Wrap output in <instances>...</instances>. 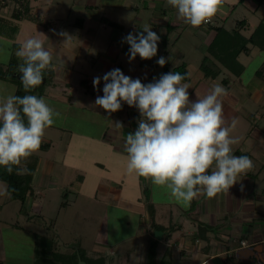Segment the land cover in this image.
I'll list each match as a JSON object with an SVG mask.
<instances>
[{
	"label": "crops",
	"instance_id": "obj_1",
	"mask_svg": "<svg viewBox=\"0 0 264 264\" xmlns=\"http://www.w3.org/2000/svg\"><path fill=\"white\" fill-rule=\"evenodd\" d=\"M7 1L0 0V56L5 58L0 57V64H5L12 54L16 55L27 39L38 38L51 52L53 65L47 72L48 79L41 97L48 84L52 86L53 100L62 107L65 105V110L67 107H70V111L81 108L82 112L96 111L104 115L100 122L91 120L93 126L86 131L61 123L45 130L43 142L49 143V147L33 154L37 162L32 174V189L25 199V211L36 210L39 217L48 218L52 231H29L33 251L38 236H48L62 252L79 246L87 256H102L105 264H128L129 256L134 255L133 250L138 248L139 252L133 258L141 260L140 264H146L149 244L156 239L154 231L159 230L162 235L156 239L157 262L166 256L170 264H264V79L258 77L254 70L244 86L242 76L249 58L255 53V50L252 51L254 47L250 53H242L243 60L241 54L238 56L244 65V71L239 76L225 69L219 74L224 72L223 77H227L224 87L227 94L221 97L225 126L230 127V135L239 140L238 144L232 145L233 154L248 156L254 167L238 176L237 183L228 191L213 198L201 195L184 207L175 202L166 188L127 171L124 140L138 127L141 118L138 109L122 102L124 106L121 110L109 114L95 105L97 96L103 95L104 74L119 68L127 76L124 65L129 54L124 48L129 44L124 38L129 33L135 35L142 32L147 26L141 25V17L138 16L140 9L145 12L150 10L148 22L160 31L159 34L155 32L160 37L157 55L148 60V65L155 66L160 57L166 59L169 70L177 65L168 63L169 51L165 50L166 46L162 47L164 36L167 42H174L178 36L176 33L183 29L179 27L182 22L173 8L170 12L163 7L166 0H28L31 18H16L11 14L12 7L4 8ZM242 1H237L221 20L227 28L235 25L236 20L244 19L246 28L243 34L247 36L261 20L264 21V13L259 15V11L264 9V0L253 7L251 4L250 7L245 6ZM109 10L133 13L130 17L135 22L129 32L125 23L129 24L130 21L122 20V15L116 17L110 14ZM42 20L44 23H41ZM109 21L115 25L109 24ZM167 25L174 27L167 32ZM212 33L213 30L208 32L207 42ZM80 48L83 54H80ZM80 56L81 65L78 64ZM142 61L139 60L136 65L142 67ZM200 61H197V67H192L199 71V75ZM178 62L186 64L189 79L182 83L189 86L190 101L208 94L213 84H224L223 77L218 80L219 75L208 78L201 73L200 76L197 74V80H192L190 59L185 56ZM76 72L78 85L72 81ZM147 73L149 76V71ZM95 77H100L101 82L94 88ZM235 84L248 89V93L241 86L239 91L231 93V87ZM12 87L6 94L14 93V84ZM240 91H244L245 96ZM12 201L16 200L0 194V264L6 260H17L16 257L8 259L6 255L4 230L8 233L23 230L12 221L14 211L23 209L20 202L16 204ZM7 203H11V206ZM119 216L123 217L124 227L131 229L128 236L113 243L123 248L120 252L110 250L105 253L106 248L94 240H90L91 245L82 244V230L83 233L92 234L106 232L109 218H113L115 224ZM78 217L85 219L81 224L83 228L76 226L75 219ZM152 224L161 228L153 229ZM55 226L59 231L55 230ZM62 228L65 235H62ZM93 239H97V236ZM134 239H137V243L129 245ZM241 239L247 241L246 246L239 245ZM106 254L117 257L107 259ZM30 258L28 264H34V254Z\"/></svg>",
	"mask_w": 264,
	"mask_h": 264
},
{
	"label": "clouds",
	"instance_id": "obj_2",
	"mask_svg": "<svg viewBox=\"0 0 264 264\" xmlns=\"http://www.w3.org/2000/svg\"><path fill=\"white\" fill-rule=\"evenodd\" d=\"M166 2L192 27L210 22L223 5V0ZM124 39L130 45V61L137 55L142 60L157 55L160 37L148 26ZM16 56L23 61L19 72L25 92L38 87L45 70L53 67L51 52L35 37L27 39ZM157 64L163 67L166 59L160 57ZM184 80L179 72H168L144 84L116 68L104 74L103 95L97 96L95 105L109 114L121 110L122 102L138 109V127L124 140L128 173L166 188L176 203L188 207L201 195L213 198L228 191L237 177L254 165L248 156L233 154L232 145L239 140L225 126L221 97L227 90L213 84L208 94L193 102ZM100 82L101 78L95 77L94 88ZM59 115L43 97L0 96V167L9 174L14 169L18 175L27 173V168L20 165L40 149L45 130ZM117 126L122 127L119 123ZM0 194L10 195L7 191Z\"/></svg>",
	"mask_w": 264,
	"mask_h": 264
},
{
	"label": "rangeland",
	"instance_id": "obj_3",
	"mask_svg": "<svg viewBox=\"0 0 264 264\" xmlns=\"http://www.w3.org/2000/svg\"><path fill=\"white\" fill-rule=\"evenodd\" d=\"M239 1V0H237ZM236 0H223V7L222 10L215 15L210 23H205L202 24L199 27H192L188 24H185L182 20V25L179 26L180 28H183L182 31H178L176 34L177 39L172 42V40H168V42L166 43V49L169 52L167 53V61L170 65H178V61L184 59V57H188L191 61V64L189 66V70L191 72V79H198V76L201 75L202 70L200 69V63H199V69H200V75L198 74L199 71L194 70V68H192L193 66L197 67V61H199L200 59L203 58V56L205 54H207V50H206V45H207V41H206V36H208V32L210 30H212V27L214 25H222V23H224L222 19L223 15L228 14L231 11V7L233 5L236 4L237 2ZM242 3L245 6H249L250 4L251 6H256L257 3L254 0H243ZM240 5V4H238ZM242 5V4H241ZM225 6V7H224ZM243 6V5H242ZM10 7H12V10L14 8V3L11 2V0H8L4 6V8L7 10ZM163 7H166L167 9H171V6H169L167 4V2L164 3ZM18 9V8H17ZM139 14L138 16L141 17V25L145 26L147 25L148 27L151 28L152 31L157 32L158 34L160 33V31L158 29L155 30V26H153L152 24H150L149 21V16H150V10L149 12H145L144 10L140 9L138 10ZM173 11L175 12V14L177 15V12L175 9H173ZM171 12V10H170ZM109 13L112 15L117 16H121L123 17L122 20L124 21H130L129 24L128 22L125 23L126 26V30L129 32V28L134 24L133 23V19H131L132 17H130V15L133 16V13H129L127 10H109ZM262 13H264V9L262 8L259 11V15ZM239 18V16H238ZM74 19V18H73ZM43 21V20H42ZM41 23H44V21ZM135 22V21H134ZM63 25L66 27V23L63 22ZM228 25V24H226ZM93 29H97L94 25H91ZM234 26V25H233ZM233 26L227 27L226 29H232ZM225 27V26H223ZM91 28V27H90ZM109 30V29H108ZM177 30V29H176ZM242 32L245 31V28L241 29ZM84 34V33H82ZM157 34V35H158ZM93 47V46H92ZM93 49V48H91ZM255 50V53H253V56L251 58H249L248 63H247V68L245 70V73L242 75L243 78V84L244 82L248 81L247 77H250L253 73L254 70H257L258 68L256 67H261L262 61L264 60V51L257 49V48H253L252 51ZM80 54H83V49L80 48ZM181 54L183 56H181ZM242 55V60L244 58V55ZM1 59H5L2 58L3 56H0ZM139 57V56H137ZM135 58L134 60L129 59V56L127 55V61L125 62V70L127 72V76L131 77L132 79H137L139 78L141 80L142 83L144 84H148L151 82H154V80L159 79V77L164 73V69L159 65L156 64L155 66L153 65V67L151 65H148V60H143L142 61V67H139V65H136V62H138L139 60H141L140 58ZM80 63L78 62V64H82V59L80 56ZM186 59V58H185ZM246 60V59H245ZM174 63V64H173ZM193 64V65H192ZM156 67V68H155ZM256 68V69H254ZM264 68V65L261 67ZM260 69V68H259ZM149 71V76L147 75ZM170 72H172V68H170L169 70ZM198 74V76H197ZM77 72L74 73L73 76V82H75L78 85L77 80L79 79V76H77ZM148 76V77H147ZM225 76V73L223 72V74L219 75L218 80ZM252 77V76H251ZM236 78V77H234ZM200 81H202V79L200 78ZM50 82V81H49ZM229 82L231 83V81L229 80ZM13 84L7 80H2L0 79V96H6L8 94H6V91L9 92V90H12L11 88ZM223 87H226L225 84L222 85ZM240 86L238 84H235L233 87H231L230 92H237L240 90ZM244 86H246V83L244 84ZM242 87V86H241ZM52 86H49L47 84L46 88H45V93L43 94V98H45V100L47 102H49L50 105H52L53 109L58 112L60 115L58 117H55V122L54 124L47 128L46 130H50L53 129L56 126V124H62L65 126H69V127H73L75 129L79 128V130L82 131H86L92 128L93 124H91V120H95L96 122H100L102 121L101 116H104L103 114H100L96 111H84L82 112V109L80 108H75L74 110L70 111V107H67L65 110V105L62 107V105L60 106L58 101H54L52 98ZM243 90L248 93V89L245 90V87H242ZM227 89V88H226ZM244 91H240L241 95L245 96ZM59 93H62V91H60ZM239 94V93H237ZM247 95V94H246ZM239 96V95H238ZM41 97V96H40ZM124 105H122L123 108ZM61 107V108H60ZM130 108H134V107H130ZM63 111V112H62ZM100 124H98L99 126ZM103 127V125L101 126V128ZM230 128V127H229ZM238 130H240V127L238 128ZM230 133H231V129H230ZM38 154V152H35ZM6 191V183L2 180H0V192L4 193ZM71 199V195L69 197ZM15 202L16 204H19L16 201H12ZM8 206H11V203H7ZM65 206V205H64ZM25 207V206H24ZM52 207V206H51ZM66 207V206H65ZM7 212V211H6ZM35 211H29V210H20V211H14V219L12 220L13 222H15L16 224H18L20 227L23 228V230H19L16 231L14 233H8L6 230H4V234H3V239H4V248L6 251V255L8 257V259H11V257L13 258H17V260L15 262H11L6 260V262L4 264H28L29 260L31 259L30 256L32 254H34V264H35V251H33L32 249V236L30 235L29 231L32 230L36 233H43V230L45 231H52V228L49 227V222L48 218H42L39 217V215H37ZM3 213V211H2ZM32 217V218H30ZM123 217L119 216L116 218V220L118 221L117 223H113V218H109L108 220V228L106 229V232H102L99 234H92V233H83L84 230H82L80 232L81 235V239H82V244L83 245H91V241L90 240H94L98 243H100V245L104 246L106 249L104 250L105 253L110 252V250H113L114 252H120V250H122L123 248H120L119 246H115L113 243L116 240H119L122 237H126L128 236V234L131 233V229L130 227L126 228L123 225V220H121ZM73 219V218H72ZM77 224L76 226L78 228H83L82 227V222L85 221L84 218L82 217H78L75 219ZM46 222H47V226H46ZM53 225V224H52ZM51 226V225H50ZM59 226V225H58ZM87 227V225H86ZM112 227H114L113 229H111ZM55 230H57V226H55ZM53 230V231H55ZM64 228H62V235H65V233L63 232ZM59 231V230H57ZM97 239H93L96 238ZM65 237V236H63ZM79 239V237H78ZM165 240V238H164ZM61 241V240H60ZM135 242L137 243V239L131 240L129 245L131 244H135ZM139 245V244H137ZM114 246V247H113ZM125 247V246H124ZM137 248V247H136ZM139 252V249H135V251L133 250V253L135 255H137V253ZM107 255V259L108 258H112L114 259L115 257H117L116 255ZM132 255V254H131ZM132 255L131 257L129 256V263L128 264H140L142 263L141 260H138L136 257L133 258ZM113 256V257H112ZM128 257H126L125 260H127ZM138 261V263H137ZM82 262V261H81ZM79 262V263H81Z\"/></svg>",
	"mask_w": 264,
	"mask_h": 264
},
{
	"label": "trees",
	"instance_id": "obj_4",
	"mask_svg": "<svg viewBox=\"0 0 264 264\" xmlns=\"http://www.w3.org/2000/svg\"><path fill=\"white\" fill-rule=\"evenodd\" d=\"M12 1L14 3V8L11 12L12 16L16 18H31L28 0ZM254 1L259 5L263 0ZM109 24L115 25L114 22L111 21H109ZM172 28L170 25H167L165 29L169 32ZM243 28H246L244 19L236 20L232 29H226L222 25H214L212 27V37L206 45V50L208 52L201 59L199 66L204 77L215 78L220 74L222 69L227 70L235 76H239L244 71V65L239 61L238 56L242 53H250L252 47L264 51V21L261 20L247 36L241 31ZM166 43L167 38L164 36L162 38V47H165ZM129 48L130 45L124 48L128 54ZM22 63V59L12 54L5 64H0V79L7 80L14 84V95L21 97L24 95H36L40 97L48 79V70H45V80L38 87L29 92H25L20 82L21 73L19 72V65ZM262 64L264 65V60ZM261 67H259L260 69L258 68L255 73L258 77L264 79V68ZM163 69L164 73L170 72L167 64L163 66ZM172 72H179L181 75H184V81H188L189 79L186 64L184 62L174 66ZM222 82L226 85L227 77H223ZM48 147L49 143L42 142L40 149L45 150ZM36 162L37 158L33 155L29 157L27 161L23 162L20 167H26L28 171L22 175L16 174L15 169L9 174L5 168L0 167V180L6 183V191L10 193V195H7L8 198L19 201L21 209L24 210L26 195L32 189L31 180ZM152 228L159 229L161 226L152 224ZM156 243L157 240L154 239L149 244L146 264H170L166 256H163L158 262L155 260ZM35 256V264H105L102 256H87L79 246H77V248H72V250L62 252L56 248L55 242L48 236H38ZM81 261L82 263H79Z\"/></svg>",
	"mask_w": 264,
	"mask_h": 264
},
{
	"label": "water",
	"instance_id": "obj_5",
	"mask_svg": "<svg viewBox=\"0 0 264 264\" xmlns=\"http://www.w3.org/2000/svg\"><path fill=\"white\" fill-rule=\"evenodd\" d=\"M44 80V79H43ZM161 235H162V232L161 231H159V230H155L154 231V237L156 238V239H160L161 238Z\"/></svg>",
	"mask_w": 264,
	"mask_h": 264
},
{
	"label": "built area",
	"instance_id": "obj_6",
	"mask_svg": "<svg viewBox=\"0 0 264 264\" xmlns=\"http://www.w3.org/2000/svg\"><path fill=\"white\" fill-rule=\"evenodd\" d=\"M239 245H240V246H246V245H247V241H246L245 239H241V240L239 241Z\"/></svg>",
	"mask_w": 264,
	"mask_h": 264
}]
</instances>
